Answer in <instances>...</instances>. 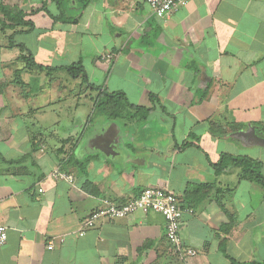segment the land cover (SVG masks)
Wrapping results in <instances>:
<instances>
[{
  "label": "crops",
  "instance_id": "obj_1",
  "mask_svg": "<svg viewBox=\"0 0 264 264\" xmlns=\"http://www.w3.org/2000/svg\"><path fill=\"white\" fill-rule=\"evenodd\" d=\"M3 3L35 25L3 28L0 9V264L264 262L263 188L213 165L248 155L264 172V0H191L165 18L146 0ZM30 54L45 67L81 62L90 83L153 109L98 112L82 77L41 72ZM69 89L75 109H54ZM146 187L173 190L190 210L180 234L195 255L175 254L157 211L80 235L103 200ZM53 237L65 239L49 250Z\"/></svg>",
  "mask_w": 264,
  "mask_h": 264
},
{
  "label": "built area",
  "instance_id": "obj_2",
  "mask_svg": "<svg viewBox=\"0 0 264 264\" xmlns=\"http://www.w3.org/2000/svg\"><path fill=\"white\" fill-rule=\"evenodd\" d=\"M191 0H146L151 11L159 18H165L172 12H176L186 6ZM55 175L72 179L71 175L56 169ZM151 211L160 212L166 221V237L171 243L174 252L186 255H195L197 251L191 247H186L181 237V228L185 213L190 212L184 208L179 197L173 190L167 187H146L138 195L124 203H118L109 199L103 200V204L92 211L83 221L80 235L86 233V229L93 228L98 222L109 219L127 218L138 212L149 213ZM64 237L49 240L47 248H55L56 240L64 241ZM8 240V228L0 220V247Z\"/></svg>",
  "mask_w": 264,
  "mask_h": 264
},
{
  "label": "trees",
  "instance_id": "obj_3",
  "mask_svg": "<svg viewBox=\"0 0 264 264\" xmlns=\"http://www.w3.org/2000/svg\"><path fill=\"white\" fill-rule=\"evenodd\" d=\"M89 1L90 0H82V4L85 5ZM0 9L4 13V16L7 18V20L10 21H3V28H12L14 24L21 26H30V28L35 25L33 20L31 19V14H27L21 11L14 14L12 12L13 8L4 3L1 4ZM13 22L14 24H12ZM11 43L14 44L13 40H11ZM28 60L31 65L36 66L41 72L43 71L48 75H51L56 70L66 69L74 78L82 77L89 87L99 92L98 96L95 99V109L98 112L104 113L112 118L122 117L125 111L124 109H135L136 112H142L144 116H146L150 112V110L153 109V107L146 108L132 104L123 92H110L108 89H102L101 86L90 83L87 78L85 68L81 62L74 63L67 67H45L36 63L34 57L31 54L28 57ZM154 96L155 95L153 94L151 95L152 101L156 100ZM213 165L217 171H224L229 167L237 168L239 170L238 176L240 177V179L255 181L264 190V172L262 171L263 162L258 159H255L248 155H233L231 153H222L219 161L217 163H214ZM169 244L171 245L170 242ZM184 245L186 246L185 243ZM175 254L177 256L181 255L178 252H175ZM232 264H264V262L254 261L248 263H239L232 259Z\"/></svg>",
  "mask_w": 264,
  "mask_h": 264
},
{
  "label": "rangeland",
  "instance_id": "obj_4",
  "mask_svg": "<svg viewBox=\"0 0 264 264\" xmlns=\"http://www.w3.org/2000/svg\"><path fill=\"white\" fill-rule=\"evenodd\" d=\"M77 88H79V87H77ZM204 95V93H201V92H199V95ZM67 101H68V103H67V105L65 106V107H63V108H54V109H75V98H74V93H72L71 91H70V89H69V91L67 92ZM88 104H90L89 102H87ZM91 107V109H92V106H90ZM168 107V108H167ZM167 107H165V108H167V109H169V106H167ZM172 108V107H171ZM162 109H164V108H162ZM63 114V113H62ZM63 116H67V113L65 114H63ZM64 120H66L67 121V117H65V119ZM254 130V128H252V130H251V133H254L255 131H253ZM262 138H264L263 136H262ZM262 146L264 147V143H262ZM257 183V182H256Z\"/></svg>",
  "mask_w": 264,
  "mask_h": 264
},
{
  "label": "water",
  "instance_id": "obj_5",
  "mask_svg": "<svg viewBox=\"0 0 264 264\" xmlns=\"http://www.w3.org/2000/svg\"><path fill=\"white\" fill-rule=\"evenodd\" d=\"M255 133V132H254Z\"/></svg>",
  "mask_w": 264,
  "mask_h": 264
}]
</instances>
